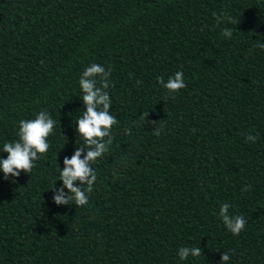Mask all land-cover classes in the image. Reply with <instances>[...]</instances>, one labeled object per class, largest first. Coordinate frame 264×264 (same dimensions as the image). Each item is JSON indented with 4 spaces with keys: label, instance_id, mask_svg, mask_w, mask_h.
Segmentation results:
<instances>
[{
    "label": "trees",
    "instance_id": "obj_1",
    "mask_svg": "<svg viewBox=\"0 0 264 264\" xmlns=\"http://www.w3.org/2000/svg\"><path fill=\"white\" fill-rule=\"evenodd\" d=\"M258 43L264 0H0V157L20 120L56 121L29 174L0 172V264H264ZM94 63L117 124L88 204L57 205L64 159L89 150L76 120ZM177 71L186 87L170 94L159 78ZM224 204L245 218L239 235ZM182 247L202 254L181 260Z\"/></svg>",
    "mask_w": 264,
    "mask_h": 264
},
{
    "label": "clouds",
    "instance_id": "obj_2",
    "mask_svg": "<svg viewBox=\"0 0 264 264\" xmlns=\"http://www.w3.org/2000/svg\"><path fill=\"white\" fill-rule=\"evenodd\" d=\"M220 19L221 17L218 16L217 21L219 22ZM223 35L230 38L232 31L226 28ZM257 46L264 48V43H258ZM104 74L105 68L94 63L85 69L79 80L83 93L82 100L87 110L76 120V124H78L77 131L87 142L89 150L84 159H81L82 151L79 148L71 159H64L65 167L60 169V180L63 181L64 187L54 197L57 205L73 202L76 206L87 205V194L93 191V185L97 180V175L90 164L106 152V145L103 141L110 136L113 126L117 124L116 117L110 114V96L102 91L109 85L102 80L95 79ZM183 77V72L177 71L174 76L169 77L166 83L163 78H159V82L172 94L186 87ZM147 117L148 113H144L141 119H147ZM55 125L56 121L45 110L37 113L34 119L19 121L18 139L14 142H5L2 148V152L7 153V158L0 157V172L4 174L5 179L18 178L22 172L29 174L32 171L34 162L49 150L48 138L53 133ZM155 135H160L159 128ZM246 139L255 142L256 137L249 135ZM76 181L84 187H75ZM65 188L71 195L65 193ZM228 212L229 205L224 204L221 208V219L231 233L239 235L245 227V218L242 215L230 216ZM201 254L200 247H182L178 250L181 260H187L190 255L199 257ZM222 259L223 264H227L230 259L229 254L225 252Z\"/></svg>",
    "mask_w": 264,
    "mask_h": 264
}]
</instances>
